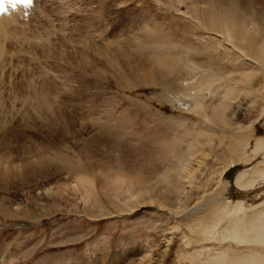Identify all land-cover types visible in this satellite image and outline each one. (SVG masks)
<instances>
[{"label":"rangeland","instance_id":"374dc122","mask_svg":"<svg viewBox=\"0 0 264 264\" xmlns=\"http://www.w3.org/2000/svg\"><path fill=\"white\" fill-rule=\"evenodd\" d=\"M211 3L215 6L219 4L216 0H39L35 15L28 21L19 22L16 14L8 19L4 18V22L1 17L0 52L4 53L3 55L0 53L3 57L0 58V113L6 116V122L13 119L12 126L20 131L21 136L23 135L17 146L47 149L39 154V159L59 152L69 160L77 159L76 167L84 164L83 156L74 158L79 147L75 148L71 141L63 143L58 139L50 141L46 132L41 131L39 124L32 125L29 122L28 112L32 113L34 110L32 108L36 95L41 91L43 95L48 96L49 101L54 96V104L59 103L75 111L83 122L87 124L99 122L111 127L113 142L127 143L131 147L140 146L147 150L160 148L159 150L167 155V150L172 145L173 151L174 147L179 150L178 152L184 151L186 142H183L188 139L184 138V135L186 131L190 130L193 133L196 130L193 124L197 119L191 107L184 108L180 105L185 99L181 100L184 96L178 98L176 92L189 93L192 87L188 83L192 80V73L185 70L182 73L183 69L180 68L174 70L175 75L174 72L172 75L157 73L156 78L160 79L158 86L121 91L114 77L117 73L108 65L100 64L102 59L99 56L104 52L98 51L105 49L104 51L114 53L120 50L129 55L125 58L126 61L134 57L152 65L159 59L163 60L161 50L173 40L171 43L179 44L180 52L189 46L193 51L196 49L193 60L196 64H205L208 67L212 64L215 68L213 71L219 69L230 73L231 63L224 60L222 52L208 38L209 35L204 28L206 22L198 12L203 8L202 5L207 6ZM196 18L199 20L196 21ZM42 39L46 45L45 43L42 45ZM82 46L86 49H82ZM213 47H216L217 55ZM80 48L81 52L78 51L76 55L74 51L77 52ZM83 50H87L91 56L83 52L84 56L81 58L80 53ZM8 53L10 56L15 53L12 55L14 57L11 56V59ZM111 53L109 55H112ZM74 54L80 56L76 58ZM152 54L156 56L153 57ZM107 55L105 54V57ZM7 57L11 60L6 61L9 59ZM73 60L78 63L81 61L82 65ZM90 62L95 69L104 73L105 81L89 77L88 70L82 66ZM207 74L208 78L215 77L210 71ZM61 77L64 80L60 79ZM262 79L259 76L255 87L253 86L256 94L252 106H243L236 114L234 122L239 128V133H244L245 129L249 128V131H245L250 132L246 155L252 154L254 144L259 141L263 143V148L254 152L249 163L241 161L244 155L240 154L234 158L236 164L231 162L228 166L232 157L226 153L225 148L219 150L224 156L222 163L207 156L205 151L203 157L193 162L191 171L195 174L192 181L194 184L186 183L185 186L190 192L188 208L194 207L199 210L196 212L197 215L193 213L187 217L190 222L200 216H210L222 204L232 208L238 202H242L245 208H253L264 203V79ZM61 84L67 88L58 87ZM221 84L220 87H225L227 80L223 79ZM27 85L36 88L34 92L36 95L32 93L34 89L31 90L32 87L30 89ZM54 91H57L59 97L52 96L56 94ZM213 96L211 101L215 99ZM183 126L189 127V130ZM214 143L215 141L212 142ZM22 150L23 147H19L18 151L14 150L13 158L28 156L25 154V148V152ZM176 154L179 157L184 156V152ZM116 156L112 153L113 163ZM175 163L166 162L160 166L167 168L166 166ZM51 166L57 174L59 173V178L69 176L64 171L58 172L56 164ZM242 174H246L247 179L252 180L250 187H238L234 184L236 177ZM16 183H20V187L7 186L4 189L5 186L0 184V264H56L57 260L60 261L58 264H69L70 259L79 264H177L176 252L180 250L182 240L179 234L173 235V219L170 221L167 219L165 209L159 210L156 208L157 205L149 204L152 200L148 197L145 200L133 199L135 197L129 194L128 199V194L123 191L116 197L117 199L115 196L104 197L96 194V191L94 193L91 191L87 198L83 193L72 192L60 193L59 197H45L42 196L44 193L41 195L40 190L32 191L31 188L36 182L23 180ZM56 185H52L55 191ZM162 187L166 185L163 184ZM95 195L97 202L88 200ZM249 215L248 212L245 217ZM180 221L185 225L184 218ZM183 228L184 226L181 231ZM218 239L221 240L220 235ZM212 244L210 243V246H213ZM222 245H230L233 250L244 249L231 240L223 242ZM222 245L214 243L213 247L219 251ZM207 259L208 256L203 259L205 262L203 264L209 263Z\"/></svg>","mask_w":264,"mask_h":264},{"label":"bare ground","instance_id":"6f19581e","mask_svg":"<svg viewBox=\"0 0 264 264\" xmlns=\"http://www.w3.org/2000/svg\"><path fill=\"white\" fill-rule=\"evenodd\" d=\"M216 1L219 3L217 6L213 3L207 6L202 5L203 8H200L199 11H197L202 16V20L204 18V21L206 22L204 28L209 35L208 38L214 43L217 49L222 52L225 57L224 60H228L229 63H231L232 70L230 73L219 69H216L215 72V70L213 71L215 68L212 67L214 66L212 64H210L211 66L209 65V67L205 64H196L193 61L196 54L194 51L196 49L193 51L192 48L189 49L191 46L188 45L189 47L186 46L188 48H184L180 52L179 44H172L173 40L171 41L172 43L167 41L170 44L163 48L159 46L163 49L161 50L163 60L161 61L159 59L156 61L155 59L154 61L156 62H153L152 65L149 64L150 62L147 63L144 60H137L134 57L133 59H128L126 61L125 58L129 57V55L120 50L114 51V53H111L112 51H104L105 49H99L98 51L100 52V50H103L104 52L103 54H100V56L98 55L99 58L101 57L102 59L100 64L108 65L109 68L117 73L114 77L117 87L121 91L130 90L132 88L137 89L139 87L158 86L160 79L156 78L157 73L172 75V72L178 68L183 69L182 73L184 70L186 72L188 71V73H192V80L188 83L191 84L192 87L189 93L182 91L176 92L178 98L184 96L181 100L185 99L184 103H181L180 105L184 108L191 107L192 112L197 119L196 123L193 124V128L196 127V130L193 131V133L188 129L189 127L183 126V128L185 127L189 130L187 132L184 129L186 134H182L184 135V138L188 137V139L185 140L183 138V141L185 140L184 142L182 139L180 140L183 143L186 142V145L184 144V151L182 150L181 152H178L179 150L175 147V150L173 151L172 145L171 148L167 150V155L161 152V150H159L160 148L147 150L140 146L131 147L127 143L113 142L111 137V127L102 125L99 122H96L97 124H87L78 117V114L75 111L62 104H54L53 95L59 97L57 96V91H54L56 94H52L53 92H51L53 96V99L51 100L53 101H49L48 96L43 95L39 90V94L36 95L34 93L36 88L34 89L33 85H27L28 88L32 87V89L30 88L31 90L34 89L32 93L37 96L36 98L34 97L35 104L34 108H32L34 110L32 111L29 109L32 113L28 112L29 122L32 125L39 124L42 129L41 131L44 130V132H46L50 141L57 139L60 143L71 141L75 148L79 147L80 149L76 151L74 158L83 156L84 164L81 167H76V162H78L77 159L69 160L65 155L59 152L39 159V154L44 153L47 149H36L32 145V148H26L23 145L17 146V143L23 139V135L21 136L20 131H17L15 127L12 126L13 119L6 122V116L0 113V184L5 186L4 189H6L7 186H11L12 188L20 187V183H16V181L23 182L24 180L26 182H36L31 188L32 191L35 192L40 190L41 195L44 193L42 196L45 197H59L60 193L72 192L83 193L87 198L91 191H93V193L96 191V194L104 195V197L115 196V199L121 194V191L125 192L126 195L128 194V199L129 194L131 197H135L133 199L138 198L145 200L148 197L152 200L149 204L157 205L156 208L159 210L165 209L168 215L167 219L169 221L170 219H173V235L175 233L179 234L182 240L180 250L176 252L177 264H203L205 263L203 262V259L206 258V256L209 257V259H207L209 261L208 264H264V203L253 208H245L242 205V202H238L237 205L232 208H229V205L227 204H222L219 205L210 216H200V218L192 221L194 223L190 222L187 218L193 213L196 214L199 209H195L194 207L188 208V194L190 192L187 190L185 184L188 183L191 185L193 183L192 181L195 174H192L193 171H191V165L196 159L204 154V151L207 156H211L212 159L215 158L216 161H221L222 163L224 156L219 152L225 148L226 153L232 157V160L229 163L227 162V165L230 166L231 162L232 164H236L234 158L240 154H242V156L244 155L241 161L245 163L248 161L251 162L254 152L263 148V143L259 141L254 144V147L251 150L252 154L246 155V152L248 151L247 139L249 138L250 132L245 133V131H249V128H246L244 133H239V128L234 121L236 114L243 106H252V101L256 94L253 86L255 85L257 78L260 76L264 79V0ZM192 14L193 13H191V15ZM16 15L19 16V20L22 22L24 21L23 16L19 12L16 13ZM4 18L8 19L9 17H3V22ZM198 20L196 18V21ZM41 42L43 43V39ZM44 43L42 45H44ZM216 47H213L212 49L216 50L215 54L217 55ZM77 48H79V46ZM15 49L16 48L13 50ZM82 49L86 48L83 47ZM82 49H77V52L74 51V53L77 55L78 51ZM86 51L87 50H83L82 53H80L81 58L84 56H82L83 52ZM137 52H139V50ZM198 52L200 53V51ZM86 53L88 55V52ZM109 53L112 55H109ZM75 54L74 56L76 58L80 56H76ZM95 54H97V52ZM105 54L108 55L105 57ZM6 55L7 54H5V56ZM205 55L207 56V54ZM8 56H10V53H8ZM154 56L156 55H153V57ZM71 57L73 56L71 55ZM85 57L86 59L88 58L86 55ZM0 58H3L1 57V54ZM11 59L3 60L8 61ZM207 59L208 57L206 60ZM73 61L75 63L77 62L75 60ZM91 61L94 62L93 60ZM92 62L87 63L85 66L83 65L82 68L88 70L91 79H101L105 81L106 77L104 73L95 69ZM210 63H213V61H210ZM77 64H80V66L82 65L81 61L80 63L77 62ZM209 71L214 73L215 77H206V75H209L207 74ZM73 72L74 71H72V73ZM188 73L187 76L190 75H188ZM62 76L64 78V74ZM56 79L57 78H55V80ZM60 79H62V77ZM223 79L227 80V84L225 87H220ZM76 81L77 80H75V83ZM60 86L61 88L62 86L67 88L64 84H61L58 87ZM176 86L177 85H175V87ZM46 89L47 88L45 87L44 90ZM66 92L68 91L66 90ZM212 95L215 97L213 101H211ZM107 127L109 128L105 129ZM214 141L215 143L212 144ZM19 147H23L22 151H24L25 148V154L28 156L22 155L23 157L13 158V151H18ZM176 152L179 154L184 152V156L179 157ZM112 153L117 155L116 160L113 159L114 163L111 159ZM173 154L175 156H173ZM166 162L169 164L173 162L175 164L168 165L166 166L167 168L160 166ZM52 164H56L58 172L64 171L66 174H69V176L66 175L67 177L59 178V173L57 174V172L51 168ZM17 178H19V180H17ZM247 178L246 174L238 175L234 184L238 187H250L252 180H248ZM53 184H58V186L56 185V191L54 190V187H52ZM163 184H165L166 187L163 188ZM88 200L91 202L98 201L96 195L94 198H88ZM260 206L262 207L259 208ZM248 212L250 215L245 217ZM181 218H184V222H186L185 225H182L180 221ZM182 226H184V228L181 231ZM219 235L221 236V240L218 239ZM170 240L171 238H169L168 241ZM227 240L233 241L235 245L243 247L244 249L238 250L235 248L233 250L230 245L223 246L222 243ZM210 243H213V246L214 243H216L223 247L218 251L213 246H210ZM57 262L59 263L60 261L57 260ZM57 262L55 263L58 264ZM69 264L79 263L70 259Z\"/></svg>","mask_w":264,"mask_h":264},{"label":"snow or ice","instance_id":"6c2138e0","mask_svg":"<svg viewBox=\"0 0 264 264\" xmlns=\"http://www.w3.org/2000/svg\"><path fill=\"white\" fill-rule=\"evenodd\" d=\"M33 0H0V12L5 11L7 4H12L13 7L16 5H23L28 7L32 4Z\"/></svg>","mask_w":264,"mask_h":264}]
</instances>
